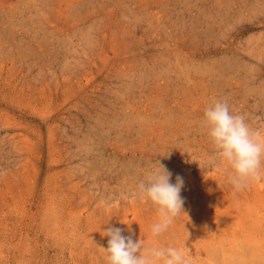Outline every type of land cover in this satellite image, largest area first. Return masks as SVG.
Listing matches in <instances>:
<instances>
[{"label":"rangeland","instance_id":"374dc122","mask_svg":"<svg viewBox=\"0 0 264 264\" xmlns=\"http://www.w3.org/2000/svg\"><path fill=\"white\" fill-rule=\"evenodd\" d=\"M217 100L264 132V0H0V264H106L109 227L264 264V169L234 191L202 123ZM155 162L187 218L152 238Z\"/></svg>","mask_w":264,"mask_h":264},{"label":"clouds","instance_id":"9594fccd","mask_svg":"<svg viewBox=\"0 0 264 264\" xmlns=\"http://www.w3.org/2000/svg\"><path fill=\"white\" fill-rule=\"evenodd\" d=\"M202 123L220 160L230 169L229 182L238 192L253 180H259L264 169V132L252 129L245 117L233 114L226 100H217L204 110ZM148 171L136 185V198L150 202L158 212V220L151 226L152 238L167 232L174 220L187 214L180 193L182 177L170 183L171 172L162 164ZM106 248H100L106 264H193V256L185 245L147 246L144 239L133 240L122 235L119 228H107Z\"/></svg>","mask_w":264,"mask_h":264},{"label":"bare ground","instance_id":"6f19581e","mask_svg":"<svg viewBox=\"0 0 264 264\" xmlns=\"http://www.w3.org/2000/svg\"><path fill=\"white\" fill-rule=\"evenodd\" d=\"M260 249V248H259ZM257 253V256L256 257H258L259 255H260V251H256ZM255 254V252H254V255H256ZM241 260V259H240ZM239 261V260H238ZM249 262V260H246V258H244L242 261H240L239 262V264H246V263H248Z\"/></svg>","mask_w":264,"mask_h":264}]
</instances>
